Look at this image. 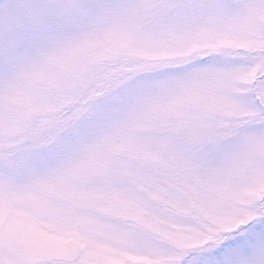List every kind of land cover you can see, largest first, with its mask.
<instances>
[{"label": "snow or ice", "instance_id": "1", "mask_svg": "<svg viewBox=\"0 0 264 264\" xmlns=\"http://www.w3.org/2000/svg\"><path fill=\"white\" fill-rule=\"evenodd\" d=\"M0 264H264V0H0Z\"/></svg>", "mask_w": 264, "mask_h": 264}]
</instances>
